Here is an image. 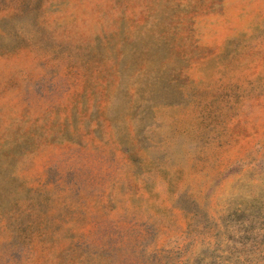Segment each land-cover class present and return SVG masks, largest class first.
I'll list each match as a JSON object with an SVG mask.
<instances>
[{"label":"rangeland","instance_id":"1","mask_svg":"<svg viewBox=\"0 0 264 264\" xmlns=\"http://www.w3.org/2000/svg\"><path fill=\"white\" fill-rule=\"evenodd\" d=\"M0 264H264V0H0Z\"/></svg>","mask_w":264,"mask_h":264}]
</instances>
